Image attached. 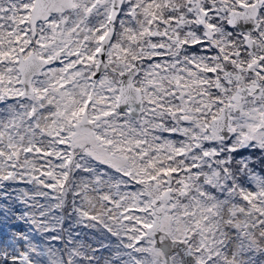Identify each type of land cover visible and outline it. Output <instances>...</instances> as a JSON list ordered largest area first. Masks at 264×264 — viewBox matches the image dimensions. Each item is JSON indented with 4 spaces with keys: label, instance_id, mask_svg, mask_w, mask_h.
I'll return each mask as SVG.
<instances>
[{
    "label": "snow or ice",
    "instance_id": "obj_1",
    "mask_svg": "<svg viewBox=\"0 0 264 264\" xmlns=\"http://www.w3.org/2000/svg\"><path fill=\"white\" fill-rule=\"evenodd\" d=\"M0 264H264V0H0Z\"/></svg>",
    "mask_w": 264,
    "mask_h": 264
}]
</instances>
